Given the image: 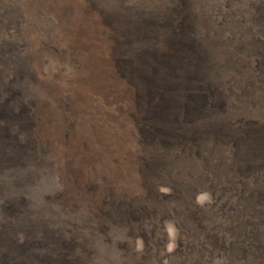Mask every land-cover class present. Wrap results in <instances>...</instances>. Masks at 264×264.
I'll list each match as a JSON object with an SVG mask.
<instances>
[{"label":"rangeland","instance_id":"obj_1","mask_svg":"<svg viewBox=\"0 0 264 264\" xmlns=\"http://www.w3.org/2000/svg\"><path fill=\"white\" fill-rule=\"evenodd\" d=\"M0 264H264V0H0Z\"/></svg>","mask_w":264,"mask_h":264}]
</instances>
